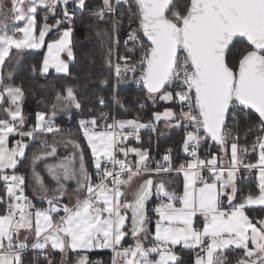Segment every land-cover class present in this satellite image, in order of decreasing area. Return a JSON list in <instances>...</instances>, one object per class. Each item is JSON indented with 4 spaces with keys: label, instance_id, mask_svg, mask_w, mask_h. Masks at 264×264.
I'll use <instances>...</instances> for the list:
<instances>
[{
    "label": "snow or ice",
    "instance_id": "6c2138e0",
    "mask_svg": "<svg viewBox=\"0 0 264 264\" xmlns=\"http://www.w3.org/2000/svg\"><path fill=\"white\" fill-rule=\"evenodd\" d=\"M85 7L86 0H9L8 5L0 0V111L5 114L0 118L4 193L0 196V264H25L30 250L38 251L47 264H53L49 253L58 250L61 264H67L69 250L93 249H111L112 264H179L177 246L199 249L193 264H228L225 253L233 248L243 252L235 264H264V218L246 215L248 208L264 210V0H102V6L92 12L96 23L91 27L99 35V25L108 26L103 32L111 45L109 65L113 51L119 49L125 20L129 30L123 41L125 54L117 56L123 64L115 65V83L104 79L100 85L111 87L112 101L121 107L119 87L129 80L153 107L159 102L171 106L153 112L148 123L139 117L117 119L108 111L78 121L91 152L95 183L80 139L61 135L65 130L55 123L58 114L68 113L71 119L73 109H83L77 88L68 84L56 91L49 111H37L34 126L25 131L23 86L4 82L13 79L24 50L42 48L53 31L56 36L47 42L39 73L46 76L54 70L73 76L75 10ZM41 8L45 10L42 24L37 20ZM50 16L56 17L52 24ZM238 40L246 41V47L233 53ZM137 52L139 58L134 59ZM236 55L238 62H230V56ZM31 71L36 72L35 65ZM87 79H92L91 73ZM96 103L107 107L103 95ZM242 115L248 118L245 139L257 133L250 147L239 143ZM161 120L165 129H184L182 148L191 159L178 167L172 164L171 149L162 163L154 160L149 149L122 146L129 138L140 142L141 130L163 135L157 133ZM12 135L20 139L9 146ZM40 135H51V140L41 139V148L31 157L33 175L43 192L40 200L47 204L38 208L26 195V176L18 168L27 156L25 138L35 141ZM209 143L224 155L212 153L210 159H201L199 149ZM61 144L71 145L73 153L45 164L53 187L40 178L36 164L56 159ZM249 153L255 154V162L246 160ZM130 154L135 155L134 162ZM173 173L183 174L182 192L168 190ZM253 173L254 186L237 203L242 191L239 182L249 181ZM144 176L132 189L136 178ZM153 177L164 178L157 182ZM70 181L76 183L75 189L69 187ZM70 196H75V203H63ZM153 197L159 201L151 209L156 217L154 231L146 207ZM197 215L203 218L202 227L194 223ZM129 234L135 243L124 247L122 241ZM76 264H89L87 256H79Z\"/></svg>",
    "mask_w": 264,
    "mask_h": 264
},
{
    "label": "trees",
    "instance_id": "16d2710c",
    "mask_svg": "<svg viewBox=\"0 0 264 264\" xmlns=\"http://www.w3.org/2000/svg\"><path fill=\"white\" fill-rule=\"evenodd\" d=\"M102 6V0H86V7L84 9L75 10V25L73 33L74 42V52H75V63L71 66V71L73 76L65 77L63 74H57L50 70L49 74L46 76H41L39 73V65L43 59V53L45 50V45L48 41L55 38L56 33L53 31L46 35L45 45L40 49H31L23 53L21 60L19 61L17 67L14 69V77L11 80L5 79V83H11L15 85H22L25 97L22 103V110L28 122H33L35 120V113L37 111H49L50 105L55 97L56 91H62V89L71 84L77 88V95L83 102V109L75 110L71 112V119H69L68 113L58 114L55 123L60 128L65 131L61 135L71 136L74 138H79L81 146L84 150L85 161L89 173L95 176V169L91 164V157L89 154V149L84 142L81 133L79 132L78 121L80 119H88L90 115L98 116L100 111H108L110 115L115 116L117 119H135L139 117L140 122L148 123L153 120V112L162 110L166 106H171L170 104L159 102L156 107L152 106L151 101H144V93L142 89H135L133 82L131 80L123 83L119 87V98L122 100L123 107L116 105L112 101V91L111 87L102 88L99 81L107 79L110 84L115 83V66L119 60L118 55L125 54V47L123 41L126 37L128 30L127 20L124 21L120 31L119 39L120 46L118 50H114L111 56V65L108 63V49L111 47L108 37L104 35L103 29L107 28V25H99L101 29L100 34H97L96 28L91 27V25L96 23L95 17L92 12L97 7ZM69 9L72 10L74 6L72 4L68 5ZM58 11H60L58 9ZM45 10L38 9L37 20L39 23H43V16ZM58 15V14H57ZM119 15V12H117ZM56 17L50 16L48 23L52 24L55 22ZM65 27L67 25H64ZM246 47V41H237L235 47L233 48V53H236L237 49H242ZM87 54V55H86ZM135 59V57H134ZM230 62L235 59L238 62L239 56H230ZM36 66V72L31 71L32 66ZM91 73L92 79L88 80L87 75ZM131 77V73L128 74ZM103 95L107 101V107L101 108L96 103V98ZM43 101V103H41ZM141 102H145L146 106L143 109L139 108ZM94 109L89 113L88 109ZM179 111V109H177ZM252 120L256 119V114L252 111ZM110 121V120H109ZM230 125L233 123L229 122ZM248 124V118L246 116H241L239 120V135H240V145L249 146L251 145L255 135L257 134L253 131L247 134V139H245L246 125ZM161 127L157 126V133H159ZM163 135L153 134L151 129L141 130V141L129 140L127 143H132L136 147L149 149L151 156L163 157L166 150L171 149L170 156L174 167H178L182 162H186L187 159L184 155L182 142L184 129L174 128L167 132L163 131ZM51 136V135H50ZM50 136H48L50 138ZM47 137V138H48ZM151 137V140L149 138ZM126 143V144H127ZM231 143V141H229ZM29 144L27 148V156L23 163L19 165L18 170L22 171L27 177L29 166H30V155L35 150H37L41 145L34 143L33 141ZM125 145V144H124ZM213 152H220L217 145L209 143L204 144L200 148V156H209ZM122 155V154H121ZM133 157L132 154L129 155V159ZM255 154L249 153L246 157L248 162H255ZM244 173L241 172L240 175ZM254 174V173H253ZM252 174L249 181H240L239 187L242 191L238 194L237 198H241L246 194L251 187L254 186L255 180ZM174 183L169 186L170 191H181L182 177L181 174L177 176L175 173L172 174ZM164 177H154V179L159 182ZM0 196H4L2 185H0ZM36 207L44 205L40 200L32 199ZM153 202L147 204L148 213ZM248 216L256 220L264 216V210L260 208H248L246 209ZM128 227H130V219ZM153 230V223L151 224ZM133 243V238L129 234L124 241L125 245H130ZM177 253L181 256L179 264H192L194 256L196 255V250L189 248H182L177 246ZM81 253L69 251L67 253L66 262L67 264H76V261ZM87 256L89 264H112L113 253L110 250L96 249L88 252H84ZM227 257L228 264H235V261L243 256L242 250L232 249L225 253ZM62 254L57 251H52L49 253V259L53 261V264H61ZM25 264H47L40 254L35 256L33 251H28L24 257Z\"/></svg>",
    "mask_w": 264,
    "mask_h": 264
},
{
    "label": "rangeland",
    "instance_id": "374dc122",
    "mask_svg": "<svg viewBox=\"0 0 264 264\" xmlns=\"http://www.w3.org/2000/svg\"><path fill=\"white\" fill-rule=\"evenodd\" d=\"M4 3L5 5H8L9 3V0H4ZM57 14L59 15L60 14V11L57 12ZM10 27L12 26L11 24L9 25ZM27 50H31V49H26L24 50L27 51ZM23 52V53H24ZM23 53L21 54V57L23 55ZM21 60V59H20ZM19 60V61H20ZM19 61L17 62L16 66L14 67V69L17 67ZM116 64H114L115 66ZM13 69V71H14ZM163 103H166V102H163ZM164 108H162L161 112L163 111ZM111 122V121H109ZM154 123H156L155 121H153ZM143 123V122H142ZM158 125L161 127V130L162 131H168L170 129H165L164 128V121L161 120L158 122ZM50 136V135H48ZM47 136V137H48ZM65 136V135H64ZM82 136V134H81ZM45 136H43V139L47 138ZM68 137V136H66ZM20 138H18L17 140H19ZM47 139L51 140V136L50 138L48 137ZM84 142L86 143L87 145V142L84 140ZM38 145H40L39 143H36ZM126 146H130V147H136L134 144L132 143H127L125 144ZM125 145H122V146H125ZM41 147H39L37 150L35 151H38ZM73 153V149H72V146L71 145H67V147H65L64 145H59L58 146V153H57V158L56 159H53V158H47V159H43V160H39L37 161V164H36V172L39 173V176L40 178L44 181L45 184H48V185H51V186H55L54 185V182L52 181L50 175L48 174L46 168H45V164H52V163H57L58 160L60 158H63L65 156H70L71 154ZM220 155H224L223 153L219 152ZM32 154L30 155V168H29V171H28V175L26 177V187H25V190H26V194L31 198V199H36V200H40V197L43 195V192L41 191V188H40V184L37 183V179L36 177L33 175V172H32V167H31V157H32ZM89 154H90V157H91V152H90V149H89ZM133 157H134V161L136 159L135 155L132 154ZM133 161V162H134ZM91 164H92V159H91ZM76 166L78 167V161H77V164ZM93 167V165H92ZM94 168V167H93ZM147 177V176H146ZM145 178V177H144ZM137 179V178H136ZM138 180V179H137ZM69 183V187L71 189H75L76 188V183L74 181H70L68 182ZM41 201V200H40ZM75 203V196H70V197H65V199L63 200V203ZM44 207H47V204L44 203ZM264 218V217H263ZM133 242L135 243V241L133 240ZM81 255H84L86 256L84 253H81L79 256Z\"/></svg>",
    "mask_w": 264,
    "mask_h": 264
},
{
    "label": "crops",
    "instance_id": "0c3cea01",
    "mask_svg": "<svg viewBox=\"0 0 264 264\" xmlns=\"http://www.w3.org/2000/svg\"><path fill=\"white\" fill-rule=\"evenodd\" d=\"M46 51H47V43H46V45H45V50H44L43 56L45 55ZM65 58H66V56H65ZM51 71L55 72L54 70H51ZM0 118H5V114H4L2 111H0ZM229 144H230V143H229ZM213 153H216V154L220 155L219 152H213ZM229 156H230V149H229ZM200 158H201V159H205V160H207V159H210V158H211V155H209V156H200ZM129 160L134 161V157H131ZM224 163H225V164L228 163V158H225ZM203 174L206 175V176L208 175L207 171H204ZM239 175H240V173H239ZM253 175H254V174H253ZM144 177H146V176H144ZM144 177L137 178L138 180L136 179L135 182L132 184V189H134V188H135V187H136V186H137V185H138V184L144 179ZM181 177H182V186H181V191H180V192H182V190H183V174H182V173H181ZM25 192H26V190H25ZM27 194H28V193H27ZM27 194H26V195H27ZM127 198H128V199H131V192H130V191H129V195H128ZM236 202H237V203L241 202V198H237V199H236ZM225 203H227V202L225 201ZM177 206H179L178 203H177ZM39 207H44V205L39 206ZM39 207H38V208H39ZM128 215H129V213H128ZM246 215H248V214L246 213ZM129 217H130V215H129ZM263 217H264V216H263ZM263 217H262V218H263ZM249 218H250V217H249ZM155 219H156V217H155L154 220H153V231H154V221H155ZM250 219H251V218H250ZM126 223H127V225H128V224H129V220H128ZM194 223H195V225H196L197 227H202L203 218H202L201 216L197 215L196 217H194ZM129 228H130V227H129ZM126 238H127V237H126ZM126 238H125V239H126ZM125 239L122 241V245H123L124 247H127L128 245H125V244H124ZM150 243H151L150 240L145 242L146 246H148ZM132 244H134V242H133ZM189 249H190V248H189ZM233 249H234V248H233ZM93 250H96V249H93ZM103 250H110V251H112L111 249H103ZM195 250H196L197 253L199 252V249H195ZM69 251H71V250H69ZM88 251H91V250H83V251L77 250L76 252L84 253V252H88ZM72 252H73V251H72ZM197 253H196V255H197ZM196 255L194 256L193 262H194V260H195ZM193 262H192V264H193Z\"/></svg>",
    "mask_w": 264,
    "mask_h": 264
},
{
    "label": "built area",
    "instance_id": "2783aa9c",
    "mask_svg": "<svg viewBox=\"0 0 264 264\" xmlns=\"http://www.w3.org/2000/svg\"><path fill=\"white\" fill-rule=\"evenodd\" d=\"M129 30V29H128ZM128 30H127V32H128ZM139 58V52H137V54H136V56H135V59H138ZM117 63H121V64H123V61H118ZM137 75H138V73H137ZM133 85H134V87H135V89H137V90H140V88H138L137 87V85L133 82ZM34 123H35V120L33 121V122H28L27 121V119H26V125H27V127H25V131H27L28 130V127H31V126H34ZM18 138H20L18 135H12V136H10V144H9V146H12L13 144H15V142H16V140L18 139ZM41 139H43V135H40V136H38L37 138H36V140L35 141H33V140H30V139H28V138H25V142L26 143H30V142H34V143H39V141L41 140ZM129 140H133V141H137L136 139H134V138H129ZM128 140V141H129ZM128 141H126V142H124V144H126ZM40 144V143H39ZM184 155H185V157H186V159L187 160H189V159H191V157L190 156H188L186 153H184ZM199 155H200V149H199ZM122 156V155H121ZM153 158H154V160H156V161H161L162 163H163V161H162V157H156V156H152ZM153 166H154V163H153ZM20 173H23L22 171H20V170H18ZM9 174H10V172H9ZM24 174V173H23ZM243 175H247V173H244ZM252 176V175H251ZM251 176H250V179H251ZM249 179V180H250ZM93 182L95 183L96 182V179H95V176H93ZM159 201L155 198V197H153V202H152V204H151V207H150V209H149V213H148V215H149V217H150V219H151V221H152V223H153V220H154V218H155V214L151 211V209L158 203ZM148 209V208H147ZM34 254H35V256H38L39 255V252L37 251V252H33ZM34 264H37V262H35Z\"/></svg>",
    "mask_w": 264,
    "mask_h": 264
},
{
    "label": "water",
    "instance_id": "95a60500",
    "mask_svg": "<svg viewBox=\"0 0 264 264\" xmlns=\"http://www.w3.org/2000/svg\"><path fill=\"white\" fill-rule=\"evenodd\" d=\"M253 112H254V110H252ZM147 177H145L144 179H146ZM154 178V177H153ZM155 180V179H154ZM142 182V181H141ZM146 207H147V205H146ZM129 215H131V213L129 212Z\"/></svg>",
    "mask_w": 264,
    "mask_h": 264
}]
</instances>
